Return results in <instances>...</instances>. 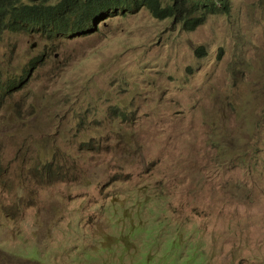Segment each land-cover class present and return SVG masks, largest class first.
<instances>
[{
  "label": "rangeland",
  "instance_id": "1",
  "mask_svg": "<svg viewBox=\"0 0 264 264\" xmlns=\"http://www.w3.org/2000/svg\"><path fill=\"white\" fill-rule=\"evenodd\" d=\"M229 5L0 35V264H264V0Z\"/></svg>",
  "mask_w": 264,
  "mask_h": 264
},
{
  "label": "trees",
  "instance_id": "2",
  "mask_svg": "<svg viewBox=\"0 0 264 264\" xmlns=\"http://www.w3.org/2000/svg\"><path fill=\"white\" fill-rule=\"evenodd\" d=\"M146 8L158 20L174 19L187 31L202 25L207 12L218 14L230 10L229 0H62L58 4H25L19 0H0V35L4 31L20 32L23 29L46 31L52 37L59 33H86L98 21L115 13ZM202 10V13L199 12ZM195 12L196 14L194 15ZM36 60V62H34ZM41 58L32 62L37 64ZM16 81L10 87L16 86ZM187 264H196L194 260Z\"/></svg>",
  "mask_w": 264,
  "mask_h": 264
}]
</instances>
